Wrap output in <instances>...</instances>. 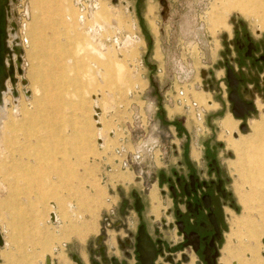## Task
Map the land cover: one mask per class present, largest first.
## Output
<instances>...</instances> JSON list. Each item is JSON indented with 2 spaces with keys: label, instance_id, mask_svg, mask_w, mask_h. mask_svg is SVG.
I'll return each instance as SVG.
<instances>
[{
  "label": "rangeland",
  "instance_id": "1",
  "mask_svg": "<svg viewBox=\"0 0 264 264\" xmlns=\"http://www.w3.org/2000/svg\"><path fill=\"white\" fill-rule=\"evenodd\" d=\"M80 4L87 2L17 0L11 6L18 36L27 40L30 92L26 96L20 83L18 104L8 97L0 130V228L7 236L0 257L12 264H46L47 255L56 254L52 241L43 249L41 241L60 230L66 233L57 239L64 251L60 259L66 256L63 242L73 235L70 260L77 255L86 264H103L104 246L109 258L124 260L120 242L131 239L136 259L132 224L142 212L132 188L143 182L148 193L157 178H171L170 185L183 179L182 147L189 144L187 131L197 129L188 114L205 129L204 180L218 179L209 166L215 160L231 195L220 201L225 216L252 206L264 215V65L251 64L246 48L239 51L247 41L236 36L264 44V0H95L90 6L104 19L96 26ZM228 66L243 80L241 95L255 104L243 120L232 113ZM194 103L206 110L200 119ZM225 114L223 129L219 119ZM137 152L140 161L134 160ZM166 190L164 198L155 189L152 201L159 230L171 217L168 211L174 217L186 211L185 200ZM52 212L60 223L53 225Z\"/></svg>",
  "mask_w": 264,
  "mask_h": 264
},
{
  "label": "crops",
  "instance_id": "2",
  "mask_svg": "<svg viewBox=\"0 0 264 264\" xmlns=\"http://www.w3.org/2000/svg\"><path fill=\"white\" fill-rule=\"evenodd\" d=\"M217 111V110H216ZM192 114H188L187 121L189 125L197 127L196 131L188 130L187 142L188 146L183 145L182 154L180 156L181 163L178 168H180V173L183 175L182 178L188 180L191 175L196 176L198 181H204L205 168L203 163L204 150L205 147L203 143L200 141V134L205 132V129L199 128L196 126V123H192ZM229 116L228 114L223 115L219 119V123L223 127V121ZM192 120V121H191ZM194 122V121H193ZM194 124V125H193ZM226 130V129H225ZM189 137V138H188ZM169 168L162 171V174L165 175L166 171L168 172ZM172 167L171 171L174 174L176 173V169ZM161 171V170H160ZM202 173V176L201 174ZM172 179L169 178L166 181L163 180V183L157 178L155 182L152 183L151 187L148 188V193L145 191V186L143 182L140 183V187L132 188L131 194L133 197L136 195L139 200L142 202L144 206V210L141 214H138L136 218V223L133 222L132 226L136 224L135 230L140 225H144L147 233L150 237H152L155 241H161L163 247L168 251H172L173 256L177 255L180 259L181 252L184 251V244L181 242L183 239L179 236V231L177 228L168 229L162 228L161 230L155 226L158 222V214L155 211H158V208H155L156 205L153 204V197L155 198V189H159L161 196H166V189L170 187ZM131 184V182L129 183ZM129 190H127V193ZM166 193V194H165ZM246 194L251 198L254 197L253 193H249L246 190ZM127 197V196H126ZM155 210V211H154ZM233 211V210H232ZM234 215L232 213H228L226 217L227 229L223 234V243L220 247V257L218 258L217 264H264L261 260H264V220L262 219L263 212L261 210L252 208L246 209L243 212L234 211ZM52 214V213H51ZM50 214V216H51ZM56 214V213H55ZM163 212L160 211V216H162ZM57 215V214H56ZM174 215L169 218V221H175ZM60 223V221L55 222L53 225ZM135 227V225H134ZM43 237L41 249L50 248L49 244L52 241L54 245V253L56 256L52 259L49 256L54 264H79L80 259L83 264H86L84 261L85 258L82 256L78 257L77 255H73V260L69 259V250H72V242L75 236H71L70 240L64 241L63 246L65 247V254L70 260L69 262H65L62 258L58 256L61 252L58 249L60 239L65 236L66 233H61L60 230H56L55 232H50ZM5 241L7 240L6 232H4ZM5 248V247H4ZM3 248V249H4ZM15 248H12L14 250ZM186 251V250H185ZM260 254V256L258 255ZM2 255V251H0V256ZM187 261L186 263L181 264H205L203 257L199 253H194L192 250H187ZM195 256V257H193ZM194 260V262H193ZM176 261V260H175ZM0 264H12L6 258L0 257Z\"/></svg>",
  "mask_w": 264,
  "mask_h": 264
},
{
  "label": "flooded vegetation",
  "instance_id": "3",
  "mask_svg": "<svg viewBox=\"0 0 264 264\" xmlns=\"http://www.w3.org/2000/svg\"><path fill=\"white\" fill-rule=\"evenodd\" d=\"M236 36H240L242 39L241 41H247V44H243V42L239 45V51L242 52L246 48V55L251 61V64L256 65L257 62H262L264 65V54L261 53L264 44L262 42H251L249 39L250 36L247 34L244 35V33L241 35L237 32ZM239 80L240 92L243 80ZM242 98L244 97L242 96ZM245 100L251 102L247 99ZM212 162L209 166L211 169H213V165L215 166V172L217 173L218 179L215 178L198 181L196 176L191 175L188 180L178 179L176 185H170L169 187L170 193L174 198L185 200L184 204L186 211L182 214H178L179 216L175 217V221L170 222L167 218L163 219L161 221V229H178L179 236L183 239L181 243L184 244V251L181 252L180 259L177 255L173 256L172 251L165 249L161 241H155L150 237L145 226L140 225L135 232V236L133 234L131 235L132 237L134 236L135 242L133 243L135 246L134 251L136 252V259H134V256L129 250V247L132 245L131 239L126 240L125 242H120L124 254V260H121L118 256L109 258L107 248L104 246V249L100 251L101 255L104 256L103 264H181L186 263L185 261H187L188 249L192 250L194 253H199L203 257L205 264H217L218 258L220 257V247L223 243V234L227 229L225 213L221 210L224 208L223 206L220 208V201L227 199L228 196L231 197V195L226 192L224 182L220 177V167L216 165L215 160H212ZM179 186L182 187L179 188ZM134 198L136 200L135 208L137 212H143L144 206L142 202L136 195ZM231 204L232 202H230V205ZM155 208H158V206H155ZM155 212L158 214L159 209ZM168 213V216H172V209ZM141 227H144V232L152 242V245H150L147 240L142 241L140 245V251L142 254L139 251L138 241ZM132 257L134 259L133 263L129 261Z\"/></svg>",
  "mask_w": 264,
  "mask_h": 264
},
{
  "label": "bare ground",
  "instance_id": "4",
  "mask_svg": "<svg viewBox=\"0 0 264 264\" xmlns=\"http://www.w3.org/2000/svg\"><path fill=\"white\" fill-rule=\"evenodd\" d=\"M83 1V0H82ZM84 1H86L87 2V4L84 6V5H82V4H80L81 5V8H85V9H87V15L88 14H90L91 16V22H92V24L94 25V26H96V25H103V23H104V19L102 18V17H100L97 13H95L94 11H93V9H92V7L90 6L91 4L90 3H92L93 1H95V0H84ZM14 2V0H10V8H11V4ZM89 2V3H88ZM84 4V3H83ZM92 9V10H90V9ZM238 8H240L239 6H238ZM243 13V12H242ZM9 15V16H8ZM9 18H10V10H8L7 9V22H9ZM68 19H70L69 17H68ZM85 19H84V17H79V21L81 22H83ZM113 22V21H112ZM115 23V22H114ZM8 24L9 23H7V29H8ZM11 36V37H10ZM10 36L8 35V31H7V44H9V53H7V55H6V64H7V68H9V66L10 65H14V67H15V71H16V73H15V82H12V79L10 78V76H8L6 79H5V81H4V87H3V89H2V95H1V97H0V114H2L3 113V115H2V117H1V120H0V130H2L1 128V126H2V124L3 123H5V119L7 118V110H9L8 108L11 106V103H10V100L8 99V97L10 96V95H12L14 98V105H17L18 104V101H19V99H20V92H19V84L21 83V85H22V87H23V91H24V94L26 95V96H29L28 94H29V90L27 89V85L25 86V85H23V83H22V81L24 80V79H26V71L25 72H23V74H19L18 73V71H17V69L21 66V64H19V62H18V59H19V57H23L24 58V60H25V55H22V49L24 50V46L20 43V41H19V36H18V33H16L15 31L12 33V34H10ZM11 38V39H10ZM120 44V43H119ZM117 46V48H118V50H119V47H121L120 45H116ZM16 47H18V48H16ZM23 47V48H22ZM25 51V50H24ZM21 68H22V70H25V68H24V66L22 65L21 66ZM102 73H104V70H100ZM27 80V79H26ZM99 81H100V83H102V84H104V77H102V75L100 74V76H99ZM98 94V93H97ZM94 100H96V97H94L93 98ZM16 111H17V109H16ZM94 111H95V116H94V120H95V125H96V123H97V127H98V129H97V131L98 132H102L103 131V128H102V126H101V124H100V115H101V111H100V109L98 108V107H95L94 108ZM4 125V124H3ZM0 134H2L1 133V131H0ZM236 135H238L237 133H236ZM99 138H101L100 140L102 141V143H105V140H104V138H103V136H102V134H100V137ZM53 207H55V205L53 204ZM51 221L53 222V224L55 223V222H57L58 221V218H57V216H56V214L55 213H53L52 212V214H51ZM0 233H1V235H2V237H3V240H4V245L2 246V248H4L5 246H6V241H5V238H4V234H3V232H2V229L0 228ZM146 240V239H145ZM61 258L66 262V261H68L67 260V258H66V256L65 255H61ZM47 262H48V264H54L53 263V261H52V259L49 257V256H47L46 257V264H47Z\"/></svg>",
  "mask_w": 264,
  "mask_h": 264
},
{
  "label": "water",
  "instance_id": "5",
  "mask_svg": "<svg viewBox=\"0 0 264 264\" xmlns=\"http://www.w3.org/2000/svg\"><path fill=\"white\" fill-rule=\"evenodd\" d=\"M10 0H0V97L2 95V89L4 87V81L5 79L10 76L12 79V82H15V67L14 65H10L9 68H7L6 64V55L9 53V46L7 44V9L10 10ZM16 2V0H14ZM9 16V15H8ZM18 48V47H16ZM19 64L22 63V58L19 57L18 59ZM19 74H23V70L21 66L17 69ZM227 81L228 86L230 88L229 93V101L232 104V113L233 115L240 120L245 119L247 116L250 115L251 112H255V104L253 102H248L242 96L239 92V86H240V80L237 77L234 70L228 66L227 67ZM23 85H27L28 81L24 79L22 81ZM241 131L245 132L248 129V126L246 124H242L240 126ZM147 240L150 245H152V242L150 238L146 235L144 232V227H141L140 229V236L138 238L139 241V251H140V245L143 240ZM4 245L3 237L0 233V247ZM142 254V252L140 251ZM154 257V256H151ZM143 258V255H142ZM98 264V263H94Z\"/></svg>",
  "mask_w": 264,
  "mask_h": 264
},
{
  "label": "built area",
  "instance_id": "6",
  "mask_svg": "<svg viewBox=\"0 0 264 264\" xmlns=\"http://www.w3.org/2000/svg\"><path fill=\"white\" fill-rule=\"evenodd\" d=\"M17 1V0H16ZM14 3V2H13ZM11 6H12V4H11ZM27 9H25L24 11H23V16H22V21H23V23H24V27H26V20H27V18H29V16L27 15ZM11 18H12V12H11V8H10V18H9V24H8V29H7V31H8V35L10 36V34H12L14 31L16 32V33H18V24L16 23V22H12L11 21ZM11 37V36H10ZM11 39V38H10ZM19 41H20V43L23 45V43H27V40L26 39H24L23 37L20 39V37H19ZM24 41V42H23ZM8 46H9V44H8ZM23 48V47H22ZM22 55H24V50L22 49ZM25 60H24V58L22 57V64H21V66L23 65V66H25ZM23 72H25V70H23ZM193 108H194V111H195V116H196V118L197 119H200V118H202V116L204 115V113L206 112V110L205 109H202V108H200V107H198L197 106V104L196 103H194L193 104ZM101 141V140H100ZM102 142V141H101ZM142 157H143V154L141 153V152H137V153H135V155H134V160H136V161H140L141 159H142ZM169 212V211H168ZM167 212V213H168ZM169 214V213H168ZM111 216L112 217H115L116 215H115V213L114 212H111ZM164 219H166V218H164ZM117 225L118 224H120V222H117L116 223ZM107 226L108 227H111L112 226V222L110 221V222H108L107 223ZM47 264H48V262H47Z\"/></svg>",
  "mask_w": 264,
  "mask_h": 264
}]
</instances>
